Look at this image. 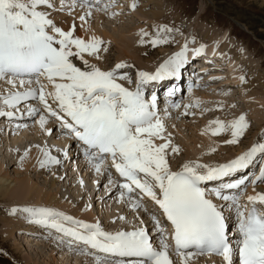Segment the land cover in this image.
<instances>
[{"label":"snow or ice","instance_id":"snow-or-ice-1","mask_svg":"<svg viewBox=\"0 0 264 264\" xmlns=\"http://www.w3.org/2000/svg\"><path fill=\"white\" fill-rule=\"evenodd\" d=\"M99 6L100 0H0V83L9 86L8 94L0 95L5 108L0 117L9 122L32 119L49 136L56 132L48 127L49 122H58L61 134L79 146L87 167L104 176L107 185H116L119 199L128 203L141 226L110 232L99 222H83L43 206L16 205L0 211L51 232L69 251L94 256L95 264H176L172 255L179 257V264H194V258L208 254L220 257L221 264H264V192L240 203L248 184L255 191L264 183V135L228 163L213 166L188 161L173 170L172 160L181 150L172 144L157 96L151 94L149 99L144 85L177 79L189 62V43L185 39L180 50L164 59L154 73L137 70L135 81L125 71L134 65L121 62L101 68L98 63L107 62L104 54L108 52L103 40L76 35L77 28L90 18L91 8L99 10ZM137 6H131L132 10ZM77 7L89 9L79 16L82 24L78 26L74 19L68 30L58 26L56 16L71 14ZM177 31L174 26L157 28L151 34L142 30L139 43L172 44ZM203 51L195 49L194 57ZM177 91L175 85L168 88L170 96ZM211 123L217 125L213 136L230 131L231 138L224 141L227 145L239 143L250 127L244 115L229 124ZM39 150L41 169L61 165V159ZM28 155L26 151L20 157L21 164ZM63 157L68 158L66 151ZM257 159L261 167L256 178L238 176ZM109 166L121 178L119 182ZM232 177L237 178L226 179ZM146 199L156 211L147 206ZM225 209L234 215L235 224ZM141 213L151 221L158 241L143 226L146 221Z\"/></svg>","mask_w":264,"mask_h":264},{"label":"rangeland","instance_id":"rangeland-1","mask_svg":"<svg viewBox=\"0 0 264 264\" xmlns=\"http://www.w3.org/2000/svg\"><path fill=\"white\" fill-rule=\"evenodd\" d=\"M132 1H119L120 5L119 3L115 5V9L119 12H116V10L113 12L111 10L112 13L105 12L102 18L103 21L95 24L94 27L99 32L102 31L113 36L116 41L115 43L120 42L116 45L109 40L100 38L108 48V52L104 55L108 56L107 60L109 59V63L107 67H104L103 65L105 64L101 61L98 63V66L110 69L116 63L121 62L134 65L130 70H125L129 72L134 81L137 76V70L148 69L149 73L153 68L156 69V66L163 62L167 56L180 50L185 39L189 43V52L191 51L188 54L192 55L194 50L199 47L208 49V46H211V42H207L208 40L202 37L205 33H210L212 38L222 36L225 31L230 32L231 35L226 34L222 41L223 45L226 42L225 45L228 46V49L221 48L218 51H221V54L217 55L222 58L227 57L226 63H229H227L228 69L225 68L220 75V78L222 80L226 79V81H222L221 86H219V83L211 85L204 92L202 89H196L194 94L206 95L202 104L199 102L196 104V106L198 105L196 108L177 111L175 116L176 122L174 121L173 127L166 126L167 132L171 133L172 144L178 146L181 150L180 154L172 160L173 170L180 168L183 163L188 161L218 166L234 159L239 153H242L248 146L252 145L254 140L256 143L261 137L260 134L264 133V93L262 94L263 91L261 92V90H256L255 85L257 86V82L254 83V80L264 78V0H160V3L156 4H153L152 0H134L135 4L139 5V9L136 7L134 10H130V8L126 7L128 5L125 6V3L131 2L130 5H132ZM126 10L131 14H127ZM150 13L159 14L161 21L151 19ZM68 23L72 24L73 21H68ZM164 26H174L179 30L174 33L175 43H172L169 47L167 45L158 47H152L147 44L144 46L140 45L139 40L142 30L151 34L155 29ZM80 30L79 32L83 33ZM147 49L149 50L148 53ZM231 50L232 52H230ZM237 51L238 53L241 51L239 53V56H241L239 60H237L238 55H236V59L233 57ZM121 52H123V57H120V55L122 56ZM85 58L90 59V62L97 63L87 56ZM236 79L238 80V84L234 83ZM227 84L234 86H230L231 88L229 85L227 86L231 91H228V88L225 87ZM3 86L0 85V92L3 91ZM125 86L131 88L133 84H125ZM1 107L0 105V110L5 109ZM185 112L189 114L185 115ZM240 115L246 117L247 122L251 125V129L249 127L251 131L246 132L241 141L235 145L224 143L226 139L231 138L230 131L213 137L215 140H219L217 146L214 141L207 143L206 139L204 140L202 136L193 132L201 122L213 124L211 123L212 121L220 120L225 124H229L231 121L238 119ZM258 118L262 120L260 121V127L252 129ZM169 120L167 119L168 122H172V120ZM215 126L217 127V125ZM216 127H214V130ZM29 132H25L23 136L25 144L23 143L24 145L21 149H14L12 151L15 155L6 156L9 148H12L11 143L20 134L18 135V131H16V134H12L8 139V136L5 138L3 125L0 120V168H2L0 179H4L0 182V185L9 184L8 190L11 192L17 186L18 180L27 179L33 188L41 192V195H54L57 204L55 202L56 208L52 209L70 216H72L71 210L80 214L85 213L91 217L92 223H96V220H100L98 222L102 223V225L108 222L104 228L106 231H130L134 227L141 226L133 212H126L124 215L126 217L125 220L117 219L119 216H123V211L120 210V205L117 202H109L104 207L100 206L102 210L101 216L98 218L96 216V209L94 208V206L98 205V202L92 203L88 199V197L90 198L93 185L97 182L96 178L86 176L87 173L85 175L80 174L79 176L77 172L75 176H72V170L70 171L71 168H68L69 164L66 163L65 165L64 161H62V166L54 165L47 170H29L27 173L18 170L20 157L26 151L30 152L38 149L37 146H39V149H44L46 146L51 147L52 144L58 143L51 136H39L38 134ZM12 133H15V131H12ZM186 141L189 144H187L188 146L186 145ZM192 146H195V148L193 147L192 149ZM187 147L190 150L196 151L197 154L191 153ZM185 151H190V156L188 155L187 157L184 153ZM50 155L53 154L51 153ZM64 173L66 176L70 175V177H64ZM61 177H63V180H60ZM81 181H83V184H81ZM97 188L98 185L94 186L93 190ZM99 189L104 190V184H100ZM97 194L98 191L95 192V195ZM108 194H105L103 199H108L111 196H107ZM29 202V199H24L21 201V205L29 204ZM38 205L40 206V204L36 206L39 207ZM5 206H7L6 202L0 196V209H4ZM80 214H75L76 216L72 217L81 221L82 216ZM7 216L3 211L0 212V264H95L84 259L83 256L79 258L72 255L69 256L68 254L74 253L66 249L63 244L58 243L56 238L52 237L53 235L48 236L50 232H45L34 225L26 227L17 226L18 228L12 227L13 233L9 237H5L2 233V223L4 222L3 219L6 220L8 218ZM114 220L115 223H113ZM67 226L71 227V225ZM48 245L56 246L57 250L51 254L48 250ZM25 248L31 249L33 253L31 255L27 254Z\"/></svg>","mask_w":264,"mask_h":264},{"label":"bare ground","instance_id":"bare-ground-1","mask_svg":"<svg viewBox=\"0 0 264 264\" xmlns=\"http://www.w3.org/2000/svg\"><path fill=\"white\" fill-rule=\"evenodd\" d=\"M109 0H107L106 2H104V3H100V8L101 9H104V7H106L107 5H111V3L113 4V6L115 7V5H117L118 3H119V1H121V0H116V2L115 3H113L112 1H114V0H111V1H109ZM131 1V0H130ZM148 2V1H147ZM152 2H153V4H156V3H160V0H152ZM162 2V1H161ZM131 3V2H130ZM130 3H125V6L126 5H128V6H126L127 8H130V10H132V8H131V6H133V4L134 5H136L135 4V1L133 0L132 1V5H130ZM120 5V4H119ZM157 5H159V4H157ZM161 5V4H160ZM125 7V8H126ZM138 7V9H139V5L137 6ZM99 8V10L96 8V7H93L90 11H91V16H90V18L87 20V22H84L83 24H82V22L79 20V16L80 15H82V14H84V13H86V12H88L89 11V9L88 10H83V9H80L79 7H77L76 8V10L74 11V12H72L71 14H68V16H70V19H69V21L71 22V20L73 21V19H75L76 20V22L78 23L77 25L79 26V25H81L82 24V26L81 27H78L79 29H81L80 31H82L83 33H81V32H79L78 30L76 31V35L77 36H80L81 38H84L85 40H88V39H90L92 36H96V37H98V38H102V39H106V40H109L110 42H112V43H114V44H118V43H120L119 41H118V43H115L116 41H115V39H114V37L113 36H111V35H109V34H106L105 32H102V31H97V30H95V24H97V23H99L100 21H103L102 20V18L104 17V13L105 12H101V9ZM126 8V9H127ZM115 10H117V9H112V12L113 11H115ZM109 12H111V10L110 11H106V13H109ZM111 12V13H112ZM126 12H127V14H131V13H129V11H127L126 10ZM64 15H66V14H59V15H57L56 16V23L58 24V26H61L64 30H68V28H69V26L71 25L70 23H67V21H61L62 19V17L64 16ZM131 16V15H130ZM164 16V15H163ZM150 18L151 19H153V20H157V21H161V16L159 15V14H156V13H150ZM67 24V25H66ZM77 28V29H78ZM86 29H87V31H86ZM245 29H247L246 27H245ZM248 30V29H247ZM249 31V30H248ZM226 34H229V36H231L230 35V32L228 33V31H225L224 33H223V35L222 36H220V37H217V38H215V37H213L212 38V36L210 35V33H205L202 37L204 38V39H206V40H208L207 42H211V46L209 47L208 46V49H203L204 51H203V54L202 55H199L200 57H203L204 59L202 60L203 62H208V59L209 60H211V62L213 63V65H215L214 67L215 68H219L220 69V65H222V63H226V58L225 57H221V56H217V55H220L221 53V51L220 52H218L221 48H225V49H228V46L227 45H225L226 44V42H224L225 44L223 45V40H224V38H225V36H226ZM214 36V35H213ZM211 37V38H210ZM210 39V40H209ZM212 39V40H211ZM226 40H227V38H226ZM221 42H222V44H221ZM230 42V41H229ZM229 42H228V44H229ZM109 43V42H108ZM107 45V44H106ZM223 45V46H222ZM103 46H105V44L103 45ZM150 46V45H149ZM168 47L169 46H171V44H169V45H167ZM230 46V45H229ZM106 47V46H105ZM166 47V46H165ZM178 47V46H177ZM199 48H203V47H199ZM205 48V47H204ZM148 50V49H147ZM234 51V50H233ZM149 52V50L147 51V53ZM177 52V51H176ZM191 52V51H190ZM189 52V53H190ZM230 52H232V50L230 51ZM241 52V51H240ZM239 52V53H240ZM123 52H121V54H122ZM239 53H238V51L236 52V54H234V56L233 57H235L234 59H236V55H238V59L237 60H239L240 58H241V56H239ZM188 55H190V54H188ZM227 55H228V53H227ZM232 55V54H231ZM241 55V54H240ZM148 56V55H147ZM190 56H194V52L192 53V55H190ZM195 56H198V55H195ZM108 57V56H107ZM120 57H123V54H122V56L120 55ZM143 57V56H142ZM168 57V56H167ZM166 57V58H167ZM165 58V59H166ZM213 58V59H212ZM225 58V59H224ZM228 58H230V57H228ZM232 58V57H231ZM135 59H137V58H135ZM233 59V58H232ZM140 60H141V58H140ZM236 61V60H235ZM77 63H79V61H77ZM108 63H109V59L107 60V62L105 63H103V64H105V65H103L104 67H107V65H108ZM228 63V62H227ZM226 63V64H227ZM225 64V68L226 69H228L227 67H228V64L226 65ZM260 66V65H259ZM197 67H199V68H203L202 70H207L208 69V67H206V65H199V66H197ZM260 67H262V66H260ZM157 68V67H156ZM186 68V67H185ZM221 68H223V67H221ZM106 69V68H105ZM142 71H146V72H148L146 69H141ZM140 70V71H141ZM154 71V69L151 71V73H154L153 72ZM150 73V74H151ZM213 78H214V76H213ZM138 79V76H136V80ZM229 80V79H228ZM232 81H233V79H231ZM222 81H226V79L225 80H222ZM221 80L220 81H215V82H220L219 83V86H221V83H223ZM238 82V80L236 79V80H234V83H237ZM255 82H257V86L255 85V88H256V90H261V92H262V94L264 93V78L263 79H260L259 78V80L257 79V80H254V83ZM225 83V82H224ZM242 83V82H241ZM212 84H214V83H212ZM238 84V83H237ZM236 84V85H237ZM0 85H4L3 86V91L2 92H0V95H7L8 94V92H9V86L8 85H6V84H2V83H0ZM127 85V84H126ZM229 85V87L230 86H233V85H231V84H227L225 87H227ZM211 86V85H210ZM209 86V87H210ZM224 86V85H223ZM222 86V87H223ZM254 86V85H253ZM218 87V86H217ZM229 87H227L228 89V91H231L230 90V88ZM234 87V86H233ZM236 87H238V86H236ZM213 88H215L214 86H213ZM254 88V89H255ZM14 91V90H13ZM204 92V91H203ZM258 95H259V93H258ZM206 98V95L205 94H194V90L192 91V92H190L189 94H188V96H187V100L189 99V100H191V102L193 101L195 104H197V103H199V102H201V104H202V101L204 100ZM256 99V98H255ZM256 100H258V99H256ZM263 102V101H262ZM193 103V104H194ZM0 105L2 106V107H4L3 106V104H2V101H0ZM200 105V104H199ZM214 105V104H213ZM213 105H211V106H213ZM33 106H37V105H35V104H33ZM215 106V105H214ZM230 106V105H229ZM1 107V108H2ZM196 107H198V105L196 106ZM195 107V108H196ZM216 107H218V106H216ZM225 108H227V107H225ZM231 108V107H230ZM229 108V109H230ZM206 110V109H205ZM0 111H5V109H3V110H0ZM197 111V110H196ZM215 111H216V109H215ZM214 112V111H213ZM219 112H221V111H219ZM167 113H169V111H167V112H163V113H160V115L162 116V118L164 119V122H168L167 121V119L169 120V118H170V120L169 121H171V116L169 115V114H167ZM166 115H169V116H166ZM217 116V115H216ZM221 117V116H220ZM219 117V118H220ZM259 119V120H258ZM258 119H256V123H255V126L252 128V129H256V128H259L260 127V121H262L260 118H258ZM0 120H1V124L3 125V127L4 128H8V127H10L9 128V130H8V132H11L9 135L7 134V133H5V138L7 137V139L9 138V136L11 137V135L12 134H16V131H18V138H16V139H14V142L13 143H11L12 144V148H9V150H8V152H7V155L6 156H12L13 154H14V152L12 151V150H14V149H18V150H20L21 149V147L25 144L23 141L25 140V138H23V136L25 135V132H28V131H30L31 133L33 132V133H35V134H38L39 136L40 135H42V136H48L49 137V135H47V134H45L44 132H42L41 130H40V128H39V125L38 124H34L33 123V120L32 119H29V118H24V119H21V121H19L18 119H16V120H13V121H11L10 123H12V124H9V121L5 118V120L3 119V117H0ZM17 124H19V125H21V127H19V128H17ZM23 125H27V127H23ZM59 125V124H58ZM249 125H250V123H249ZM253 125V124H252ZM251 126V125H250ZM214 127H216L215 125H213V124H209V123H204V122H201L200 124H199V126L198 127H196V129L193 131L194 133H196L197 135H200V136H202L203 138H204V140L206 139L207 140V143H209V142H211V141H214L215 142V144H216V146L219 144L218 142H219V140H215L213 137V135L211 134V132L214 130ZM4 128H3V132H4ZM15 128V129H14ZM14 129V130H13ZM250 129H251V127H250ZM12 131L14 132L15 131V133H12ZM248 131H251V130H247V132ZM29 132V133H30ZM61 133L60 131H59V128H58V130L55 132V135H53V136H51L53 139L55 138V140L54 141H57L58 143H60V144H58V143H54V145L52 144V146L51 147H49V146H46L44 149H46L48 152H49V154H53V155H55L56 157H58V156H60V157H63V153L66 151L68 154H71V150L69 151V149H67L66 147H67V143H66V141L65 140H63V138H61L60 137V134L59 133ZM263 132V131H262ZM261 136L262 135H264V133H261L260 134ZM193 136V135H192ZM220 139V138H219ZM6 141V140H5ZM27 141V140H26ZM6 143V142H5ZM24 143V144H23ZM222 143V142H221ZM181 144V143H180ZM184 144H185V142H184ZM188 143H187V141H186V145H187ZM255 144V140H254V142H253V144L252 145H254ZM44 145H45V143H44ZM189 145V144H188ZM187 145V146H188ZM180 146V145H179ZM197 146V145H196ZM9 147H11V146H9ZM193 147L195 148V146H192V149H193ZM208 147H210V146H208ZM249 147V146H248ZM58 148V149H57ZM62 148H64V149H62ZM188 149H189V147H187ZM183 149V148H182ZM190 150L191 151V153H196V151H194V150ZM184 150V149H183ZM190 151H185L184 153H185V155L188 157V155L190 156ZM197 154V153H196ZM15 155V154H14ZM52 155V156H53ZM43 159V154H42V152L39 150V148L38 149H34V150H32V151H30L29 152V155L27 156V158L23 161V163L21 164V162H20V160H19V163H18V170H22V171H25L26 173H27V171H29V170H32V171H36L37 169H41L40 167H39V163H40V161ZM77 158L76 157H74L73 159H72V162L74 161V160H76ZM10 163H12V162H10ZM67 164H69V162H66ZM81 162H77V161H75L74 163H71V164H69L68 165V168L70 169V171L72 170V173H73V175L72 176H75V173L77 172V174L80 176V174L81 175H85V173H87L86 174V176H89V177H95L96 178V181H98V179H99V181L100 182H103L104 181V176H100V175H98V174H96L90 167H87V166H84V167H82L81 168ZM8 165H9V162H8ZM10 165H12V164H10ZM14 165V164H13ZM56 166V165H55ZM11 167V166H10ZM110 167V166H109ZM177 170H179V169H177ZM2 171V168H0V172ZM70 171H68V172H70ZM64 175V177H67L66 176V174L64 173L63 174ZM2 177V176H1ZM68 177H70V175L68 176ZM70 179H72V178H70ZM2 180H4V179H0V182L2 181ZM5 182V181H4ZM4 185V184H3ZM0 185V196L4 199V202H6V205L7 206H5L4 207V209L6 210V209H8V208H10V206H16V204H20V206H36L37 204H40V206H44V207H46V206H48V207H50V208H56V206H55V202L57 201L55 198H54V195H41V192L39 191V190H37V189H35V188H33V186L30 184V182H29V180H27V179H21V180H18V182H17V186L15 187V189L14 190H12L11 192L8 190L9 189V184H6V185ZM105 185H107V183L105 184ZM108 187L109 188H111L109 191H108V195L107 196H109L110 194H112V192H116V189H115V187L114 188H112V186H109L108 185ZM257 192H264V183H261V184H258L257 185V187H256V189H255V191L253 190V187H252V185L249 187V189L245 192V194L244 195H246V194H248V196L249 195H255ZM110 198V196L108 197V199ZM24 199H29V204H22L21 205V201L22 200H24ZM243 199H247V197L246 198H243ZM118 202H120L121 200H117ZM111 203V202H110ZM121 203V202H120ZM56 204H57V202H56ZM126 205H128V203H125ZM125 204H123V205H125ZM39 206V205H38ZM39 206V207H40ZM37 207V206H36ZM149 207H153V209H155L156 210V208H155V206L151 203V205L149 206ZM152 209V210H153ZM81 210V209H80ZM154 211V210H153ZM1 212V211H0ZM79 212V211H78ZM71 213H72V216H76V215H78V214H80V213H77L76 211H73V210H71ZM76 214V215H75ZM80 216H82L81 218H82V220H83V222H87V223H92V221L93 220H90L91 219V217H89V215H86L85 213H81L80 214ZM91 216V215H90ZM6 217V216H5ZM8 218L6 219V220H4L3 219V223H2V227H3V229H2V233H3V235L5 236V237H9L13 232H12V230H11V228L12 227H26V226H30V225H32V224H28V223H26V222H24L23 220H18V219H15V218H12V217H10V216H7ZM81 220V221H82ZM17 227V228H18ZM22 229V228H21ZM22 231V230H21ZM39 231V230H38ZM157 234H154L153 236H156ZM48 236H51V234H49ZM154 239V238H153ZM48 250L51 252V254L52 253H54L55 252V250H57V247L56 246H54V245H48ZM62 250V249H61ZM25 251H26V253L27 254H29V255H31L33 252H32V250L31 249H28V248H25ZM63 251V250H62ZM65 252V251H64ZM67 254V253H66ZM61 255H63V254H61ZM60 255V256H61ZM71 255V254H70ZM69 255V256H70ZM73 257H80L78 254H75V255H72ZM175 259H177V262H178V264H179V258H175ZM86 261V260H85ZM204 260H200V261H197L196 260V258H194V264H201V262H203ZM75 262H77V260H75ZM209 262H212L211 264H221V262L220 261H212V260H209Z\"/></svg>","mask_w":264,"mask_h":264}]
</instances>
